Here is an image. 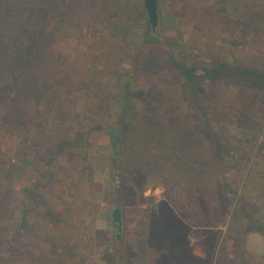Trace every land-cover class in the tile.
Instances as JSON below:
<instances>
[{"label":"rangeland","instance_id":"1","mask_svg":"<svg viewBox=\"0 0 264 264\" xmlns=\"http://www.w3.org/2000/svg\"><path fill=\"white\" fill-rule=\"evenodd\" d=\"M63 7L49 26L40 86L19 96L13 115L0 113V264H116L118 247L121 264H264V104L225 83L211 87L200 102L212 144L177 101L181 78L151 44L264 68V0H157L155 30L144 0ZM142 39L151 43L139 52ZM131 75L120 189L110 180L108 126ZM190 133L187 154L176 141ZM58 139L72 144L57 153ZM222 177L238 201L224 198Z\"/></svg>","mask_w":264,"mask_h":264},{"label":"trees","instance_id":"2","mask_svg":"<svg viewBox=\"0 0 264 264\" xmlns=\"http://www.w3.org/2000/svg\"><path fill=\"white\" fill-rule=\"evenodd\" d=\"M65 3L66 0H0V113L4 111L7 115H13L12 111L18 107L19 96L40 86L36 76L37 71L47 59L49 26L54 19L62 18ZM144 11L146 12L145 8ZM149 43L142 39L139 44V52H142L144 44ZM151 44L154 46V50L159 49L166 54L163 67L181 78L180 98L177 101L190 107V118L195 119L194 121L197 122L200 129L207 128L212 144L217 145V142L213 141V125L200 102L206 97L211 87L225 83L236 91V96L239 98L246 99L251 103H258V105L264 104V68L240 60L225 61L219 57L208 58L206 61L180 58L169 48L160 47V42L156 43V39ZM143 60L139 53L135 65L139 66ZM131 84H133V75L125 83L121 111L117 115L115 123L108 126L114 137L109 157L110 180L113 186L120 189L128 182L122 174L129 166L125 162H120V154L124 149L123 144L130 130L126 113L130 106ZM159 106L160 103L156 102L148 105L145 109L146 115L150 118L154 117ZM191 137V133L180 136V139L178 138L176 141V146L179 148L180 143V147L184 146L181 149L189 154L190 151H193ZM56 144H58L56 149L59 153L65 151L72 141L58 139ZM186 145L188 147H185ZM214 149L216 151L215 146ZM187 163L196 166V157L192 155ZM219 186L226 200L236 202L237 189L227 178L219 179ZM197 196H199L198 193ZM116 206H120V204H116ZM25 212L26 210L23 212L22 220L27 215ZM257 230L262 231L263 226L258 224ZM116 238L118 239L117 236ZM242 241L245 240L242 239ZM117 252L118 256L115 261L116 264H121L120 247Z\"/></svg>","mask_w":264,"mask_h":264},{"label":"water","instance_id":"3","mask_svg":"<svg viewBox=\"0 0 264 264\" xmlns=\"http://www.w3.org/2000/svg\"><path fill=\"white\" fill-rule=\"evenodd\" d=\"M144 6L146 10L148 24L153 30H155L158 24L157 0H144ZM111 221L114 225H117L116 236L118 237V234L120 233L122 228V219L119 208L114 207L112 209Z\"/></svg>","mask_w":264,"mask_h":264}]
</instances>
